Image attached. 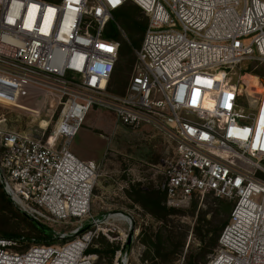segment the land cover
Masks as SVG:
<instances>
[{"label":"built area","instance_id":"2783aa9c","mask_svg":"<svg viewBox=\"0 0 264 264\" xmlns=\"http://www.w3.org/2000/svg\"><path fill=\"white\" fill-rule=\"evenodd\" d=\"M128 2L148 25L129 84L115 94L120 43L106 33ZM246 61L264 64V0H0V79L62 104L49 134L0 120V183L56 242L23 248L0 235V264H96L86 252L103 225L132 231L125 213L93 215L100 166L70 149L93 109L172 146L161 188L168 207L210 194L234 205L208 264H264V77ZM123 239L115 264H129Z\"/></svg>","mask_w":264,"mask_h":264},{"label":"rangeland","instance_id":"374dc122","mask_svg":"<svg viewBox=\"0 0 264 264\" xmlns=\"http://www.w3.org/2000/svg\"><path fill=\"white\" fill-rule=\"evenodd\" d=\"M115 14L118 17L111 21L115 27L110 25L108 31L117 35L121 47L111 88L113 93L123 94L136 62L135 50L139 46L135 43L140 45L143 39L137 28L145 26L148 17L133 2L126 3ZM244 67H256L255 73L264 77V64L246 61ZM15 83L0 79V120H6L3 127L22 133L49 134L62 109L60 100L33 86L17 83L22 85L19 89ZM45 122L49 126L43 127ZM70 149L81 160L100 166L92 199L93 215L122 212L133 220L130 233L128 224L121 227L126 233L124 237L108 223L102 226L90 246L102 252L92 255L96 264H115L123 238L129 245V264H208L233 205L211 194L197 196L182 208L168 207L164 198L160 206L165 211L146 202L143 195L147 193H154L156 200L160 198L165 180L163 161L172 154V146L159 132L150 127L133 130L117 125L111 113L93 109ZM0 235L19 238L23 248L29 247L33 238L56 244L18 209L1 184Z\"/></svg>","mask_w":264,"mask_h":264},{"label":"trees","instance_id":"16d2710c","mask_svg":"<svg viewBox=\"0 0 264 264\" xmlns=\"http://www.w3.org/2000/svg\"><path fill=\"white\" fill-rule=\"evenodd\" d=\"M48 1H51V0H48ZM140 9V8H139ZM117 12V11H116ZM116 17H118V15H116L115 14V12L113 13V18H114V20H115V18ZM111 25V27H115L114 25H113V23L112 22H110L109 23V25H108V28H109V26ZM147 25H148V23L145 25V26H141V25H138V28H137V26L136 25H133L134 26V28H137L141 33H143V37H144V33H145V30H146V28H147ZM108 28H107V33H106V37L108 38V39H112V40H115V41H117V35H115V34H113L111 31H108ZM142 41H143V39H142ZM141 44H142V42H141ZM141 44L139 45L137 42L135 43V46H139L138 48H140V46H141ZM120 47H121V44H120ZM137 48V49H138ZM119 58H120V50H119ZM116 71V70H115ZM257 74V73H256ZM259 74V73H258ZM252 76H255V75H252ZM261 76V75H260ZM1 184V183H0ZM1 186H2V184H1ZM2 189H3V186H2ZM3 191H4V189H3ZM5 192V191H4ZM162 192V194H160V198H158L157 200L156 199H154L153 198V195H154V193H147V194H145V195H143V198L145 199V201L146 202H149V203H151V204H155L157 207H160V209H162V210H166L165 208H161V206H160V204H161V202H163V199L164 198H166V196H165V193L163 192V191H161ZM6 193V192H5ZM7 195V194H6ZM8 196V195H7ZM10 199V198H9ZM11 200V199H10ZM233 205V204H232ZM234 206V205H233ZM229 210V207H226L225 208V211H228ZM232 210H233V207H232V209H231V212H232ZM231 212H230V215H231ZM230 215H229V220H230ZM160 218V217H159ZM229 220L226 222V223H224L223 224V226H222V230L224 229V227L228 224V222H229ZM40 232L43 234V236H47V231H46V229H44V228H42V229H40ZM221 234V233H220ZM7 236H10V235H7ZM11 237V236H10ZM47 238H48V236H47ZM219 239V238H218ZM50 242V241H49ZM86 254L87 255H99V254H102V252L100 251V250H93V249H90L89 248V250L86 252Z\"/></svg>","mask_w":264,"mask_h":264},{"label":"bare ground","instance_id":"6f19581e","mask_svg":"<svg viewBox=\"0 0 264 264\" xmlns=\"http://www.w3.org/2000/svg\"><path fill=\"white\" fill-rule=\"evenodd\" d=\"M251 75H252L251 73H247V76L245 78H246V80H249L250 82H252L251 84L256 86L258 81H259V79H258V77L257 78H252ZM254 77H256V76H254ZM47 126H49V122L43 123V127H47Z\"/></svg>","mask_w":264,"mask_h":264}]
</instances>
